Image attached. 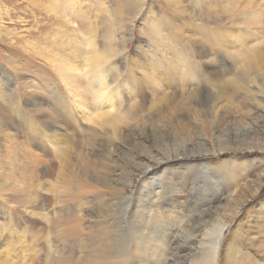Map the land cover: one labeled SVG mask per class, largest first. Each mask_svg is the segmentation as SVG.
<instances>
[{
    "label": "rangeland",
    "instance_id": "obj_1",
    "mask_svg": "<svg viewBox=\"0 0 264 264\" xmlns=\"http://www.w3.org/2000/svg\"><path fill=\"white\" fill-rule=\"evenodd\" d=\"M99 58L102 72L116 61L119 95L99 92ZM29 94L42 117L14 114V97ZM0 108V263L70 264L60 245L76 219L67 209L113 197V167L116 179L145 186L177 176L180 162L216 166L233 153L255 172L227 188L204 181L228 198L209 196L207 228L231 221L216 264L236 231L250 264H264V0H0ZM190 246L186 264H198Z\"/></svg>",
    "mask_w": 264,
    "mask_h": 264
},
{
    "label": "bare ground",
    "instance_id": "obj_2",
    "mask_svg": "<svg viewBox=\"0 0 264 264\" xmlns=\"http://www.w3.org/2000/svg\"><path fill=\"white\" fill-rule=\"evenodd\" d=\"M109 49H111V47ZM120 59H123V56L122 58L120 56ZM120 59L118 58L119 61ZM104 60H106V58L102 59V61ZM101 63L105 65L107 62L103 63L101 62L100 58L98 59L99 67L97 70L98 77L96 76V81L97 79H99L101 83L99 92L103 96L106 92V89H108V93H105L108 94V96L111 97V95H119L116 88L117 86L115 87L114 82L116 80L115 74L119 71H117V66H115V68L117 67L116 70L113 66L116 61L115 63L113 62L112 65L111 63L110 65L107 64L109 66H106L107 69H105L104 72H102L101 70V68H103V66H101ZM158 66L159 65L157 64V67ZM163 66L164 65H162V67ZM157 67H155V69ZM163 70H165V68ZM168 71L170 73V70ZM172 71L171 72L174 74V70ZM91 78L93 79V76ZM145 81L143 80L141 82L145 83ZM69 83H71V81ZM69 83L68 85H70ZM100 83L97 84L99 85ZM76 85L74 86V88L76 87ZM38 99L39 98H32L31 94H29L24 100H22L20 99V95H16L14 97L13 103L14 114H18L19 116L24 118H26L27 115L31 116V118H35L36 116L42 117L44 113L40 109L35 107L36 102L39 101ZM199 99H201V97H199L198 100ZM215 102L216 101L213 100L212 102H210V106H208L212 113L215 109ZM110 103L112 105V102ZM198 103L200 102L198 101ZM30 111L37 113L30 114ZM130 114L131 112L129 111V109L125 112L120 110L116 115L113 116L112 119H114V121H121L124 118H128ZM5 117L6 115H2L0 112L1 125L6 124L4 122ZM37 119H40V117ZM139 134L141 133L139 132L137 134H134V136H139ZM43 136H45L46 138L49 137V135ZM113 136H115L114 133ZM225 144L229 145L230 143ZM211 149V151H213L215 154H218L216 153V150L213 146H211ZM219 151L223 152V149H220ZM205 158V160H201L199 162H180L178 164L180 169L176 171V174H178L177 176L170 177L168 181H166V183H162L163 180H153L150 185L145 184V186L143 182L136 184V181L132 179V177H129L125 180L121 179V181L119 179H116L113 176L116 174V169L119 170V168L113 167L112 181L116 182L113 186V197H109L107 195L102 196L101 194L93 195V198L91 200H88V197L84 198L86 200L85 202L81 203L80 208H78V206H75L71 207L68 210L65 207L67 211H73L74 213L72 215H74L76 218L74 222H71L72 225L70 226L66 234L65 239L67 241H61L60 244L64 248V254L69 257L66 259V261L70 264H74V259L71 257L77 254L79 256V264H186L185 256L191 250L190 245L197 242V244L199 245V252L197 253L198 256L196 255L198 258V264H216L217 257L220 251L221 236L225 230L229 229V227L231 226V221L218 220L215 224L212 225L211 229L207 228V222L212 215V211L210 210L213 206L212 202L209 200V196L211 197V195L213 194L215 196L214 199L217 200V203H220V201H224L223 198H228L222 195L221 192H217L215 190L216 186H206V182L204 181L207 180V182L216 183L215 179L212 178L217 176L220 180L223 181V187L227 188L228 185H226V183H228V178H234L236 176L235 181H237V178H240L241 180L248 178L247 180L251 181L250 174H252L251 172L253 171L248 168L250 165L247 167V162H245L243 159L237 160L234 157L233 153L230 154L229 158L227 157V162H223L222 160L215 162L216 166H213L210 163H206L205 161L208 162L207 159L209 158ZM40 161L41 160L37 159V157L34 160L31 159L29 167L35 169V167H38V165H40ZM209 165L211 167L209 168L212 169L213 172L209 171ZM42 172L43 171H39L40 174H42ZM146 172L147 178H149L152 173H150L149 171ZM91 181L102 186L107 182L98 178L97 175H93L91 177ZM120 184L126 186L120 187ZM129 187L132 188L131 192L128 191ZM7 197L5 198L6 200L1 198V200L5 204H9L10 202V200H7ZM15 197H17V194ZM33 197L34 196H32V198ZM195 197H198L200 200L198 202H195ZM180 198H182L183 201H179ZM35 203L36 204L34 205L33 202L32 204L27 203L28 207H25L27 209L29 208L28 210H30V212H35L37 208L42 207L41 204L39 206V203ZM200 205H202L203 207H200ZM12 206L17 207V205L15 204H13ZM263 207L264 202L261 201L260 209ZM65 208L63 206L61 207V209ZM67 211H63L64 214ZM89 212H93L94 215L90 216L88 214ZM67 214L69 215V213ZM89 217H92L91 221H89L87 224L82 223L84 226V228L82 229L80 227V221H83L84 218L89 219ZM236 232H238V234ZM236 232L230 233L226 241V245L222 254V264H250L246 253L243 252L245 246L244 238L239 231ZM71 241H73V243ZM27 249L29 250V248ZM31 250L28 253H31ZM1 254L2 251H0V255Z\"/></svg>",
    "mask_w": 264,
    "mask_h": 264
}]
</instances>
